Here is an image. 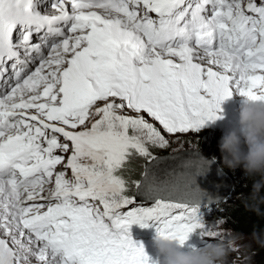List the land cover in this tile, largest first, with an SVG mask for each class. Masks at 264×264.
Wrapping results in <instances>:
<instances>
[{
	"label": "snow or ice",
	"instance_id": "6c2138e0",
	"mask_svg": "<svg viewBox=\"0 0 264 264\" xmlns=\"http://www.w3.org/2000/svg\"><path fill=\"white\" fill-rule=\"evenodd\" d=\"M40 3L0 0V77L7 61L15 76L0 95V264H151L133 225L182 246L220 237L201 210L205 165L180 174L178 200L127 211L121 172L169 144L141 113L181 134L222 119L235 95L264 101V0H55L51 14ZM20 49L36 53L34 71H17Z\"/></svg>",
	"mask_w": 264,
	"mask_h": 264
},
{
	"label": "clouds",
	"instance_id": "9594fccd",
	"mask_svg": "<svg viewBox=\"0 0 264 264\" xmlns=\"http://www.w3.org/2000/svg\"><path fill=\"white\" fill-rule=\"evenodd\" d=\"M225 108L228 110L236 109L232 102H230L229 104H225ZM144 115L149 117L147 113H144ZM149 118L152 119L151 117ZM130 134H132L131 130ZM198 144L197 147L199 148ZM187 149H193V147ZM220 149L223 153V159L221 163H218L214 158H212V156L215 158H220L217 155H206L203 151L199 149L197 150L203 152L205 156L215 160V162L218 163L225 171L228 168L232 170L243 168L247 177H259V179L254 180V183L252 185V198L254 200L259 198L262 202H264V196L260 195L262 192H264V101L257 102L249 100L246 97L244 98L239 110V128H234L223 135L220 141ZM183 150L186 149H182L179 151ZM165 153L168 154L167 151H165L163 152V154H155L152 156L156 158L160 155H164ZM133 157L134 155L130 158L127 164ZM152 160L153 159H146L140 177L132 180L130 178H126L127 181L131 180L134 182H141V187L139 190L134 186L132 191H128L131 197L136 201L135 205H130L131 208L144 205L143 202L145 200L141 199L144 188L143 176H145L146 174V164L148 162H151ZM126 169L127 167L125 166L122 174L124 172L126 173ZM226 172H228V170ZM229 174L233 179L232 189L230 193L218 202L212 204L205 203L202 204L201 207L208 206L214 209L222 207L223 209L221 212L225 214V216L227 217L226 219L227 221H229V223L239 227L244 232L249 233L250 230H246L243 228V224H240L238 217L232 216L233 203L230 200L232 198L239 200L240 194L243 193L235 192L237 183L233 174H231V172ZM214 218L220 219L221 215L218 214ZM253 231L257 233H254V237L257 239V242L261 243V245L264 246V239H261V237L259 236L264 235L261 234V231H258L256 229H254ZM198 238V243L200 244L201 248L186 251L184 249V246H182L178 240L157 235L154 242L158 252L152 253L154 257H158L159 255V259L156 261V264H231V256H233V254H229V252L234 248H236L235 250L238 251L243 250V248H239V246H236L237 240L239 239V237L237 236H232L227 242L223 240H217L216 242L218 243H209L211 241L207 240L206 238L202 239L199 235ZM249 256L251 257V260L248 264H260L261 258L258 255L256 261L254 250H250Z\"/></svg>",
	"mask_w": 264,
	"mask_h": 264
},
{
	"label": "rangeland",
	"instance_id": "374dc122",
	"mask_svg": "<svg viewBox=\"0 0 264 264\" xmlns=\"http://www.w3.org/2000/svg\"><path fill=\"white\" fill-rule=\"evenodd\" d=\"M244 98L245 97H242L240 95H235L233 98L226 101L222 105L223 118L207 124L198 132L169 134L163 129L161 125H159L157 121L150 119L149 117L144 115V113H141L140 115H143L144 119L147 120L149 123L153 124L157 128V130L160 131L161 134L164 135L165 138L169 141V144L166 148H160L148 144L147 146L149 148V151L152 153V155L155 154L159 155V154H163V152L165 151H167V153H170L192 147L198 149L197 144L199 143L201 147L204 146L208 148V152L220 157V158H215L212 156V158H214L218 163H221L223 159V153L221 152L220 149V141L226 132L234 128H239V110L241 104L243 103ZM230 102H232V104H234V106L236 107L235 110H228L225 108V104L227 103L229 104ZM126 111L128 115H132V116L137 115L136 113L131 112L130 110H126ZM122 176L124 177V179L126 178L128 179L130 177V175L126 174L125 172L122 174ZM131 180H129L128 182H130ZM133 182L134 181H131L129 183V189H130L129 191H132L134 188ZM127 195L131 197L130 194L127 193ZM230 201L234 203L235 199L232 198ZM144 203L146 204L147 202L144 201ZM222 209H223L222 207L215 209L208 206L201 207V210L204 213V219L209 225V227L215 225L214 230L221 233L220 237L211 239L210 240L211 242L209 243H218L216 242L217 240L220 241L223 240L227 242L232 236H237L239 237V239L237 240L236 246H239V248H243V250L238 251L235 250L236 248H234L229 252V254H233V256H231V264H248L251 260V257L249 256L250 250H254L256 261H257V256L259 255L261 258L260 264H264V246H262L261 243H258L257 239L254 237V233L255 234L257 233L252 230H250L249 233H246L243 230H241L239 227L229 223V221H227L226 219L227 217L225 216V214L221 212ZM218 214L221 215V218L220 219L214 218ZM219 221H223V223H218ZM262 234L264 235L263 232ZM259 236L261 237V239H264V236L262 235ZM198 239H199L198 234H193L189 241L198 242ZM32 264H36L35 258H32Z\"/></svg>",
	"mask_w": 264,
	"mask_h": 264
},
{
	"label": "water",
	"instance_id": "95a60500",
	"mask_svg": "<svg viewBox=\"0 0 264 264\" xmlns=\"http://www.w3.org/2000/svg\"><path fill=\"white\" fill-rule=\"evenodd\" d=\"M202 164L206 168L201 175L195 178L196 186L201 190L202 204H212L222 200L232 189L233 179L231 175L215 160L194 148L160 155L148 162L145 167L146 177L143 179L144 188L142 186L141 199L150 203L154 202L158 196L178 200L183 193V181L180 179V174L194 173ZM162 180L177 185L176 188H170L171 195L155 191L149 195V187L159 186Z\"/></svg>",
	"mask_w": 264,
	"mask_h": 264
},
{
	"label": "trees",
	"instance_id": "16d2710c",
	"mask_svg": "<svg viewBox=\"0 0 264 264\" xmlns=\"http://www.w3.org/2000/svg\"><path fill=\"white\" fill-rule=\"evenodd\" d=\"M199 145V144H198ZM199 150L203 151L206 155L212 154L208 152V148L199 145ZM146 159L134 154L131 161L126 164V174L130 175V179H136L140 177L141 172L144 168V163ZM226 168V167H225ZM231 174H233L236 181V191L240 194L239 201L235 199L232 206V216L238 217L240 224H243V228L246 230H261L264 233V202L259 198L253 199V183L254 180L259 179V177L249 178L245 175L243 168H238L232 170L227 169ZM124 171V170H122ZM264 196V192L260 194ZM258 209V211H257Z\"/></svg>",
	"mask_w": 264,
	"mask_h": 264
}]
</instances>
